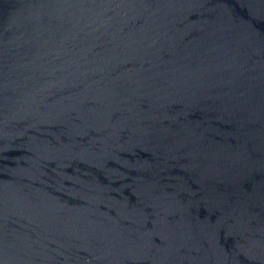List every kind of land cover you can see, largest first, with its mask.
<instances>
[{"label":"water","instance_id":"obj_1","mask_svg":"<svg viewBox=\"0 0 264 264\" xmlns=\"http://www.w3.org/2000/svg\"><path fill=\"white\" fill-rule=\"evenodd\" d=\"M0 264H264V0H0Z\"/></svg>","mask_w":264,"mask_h":264}]
</instances>
